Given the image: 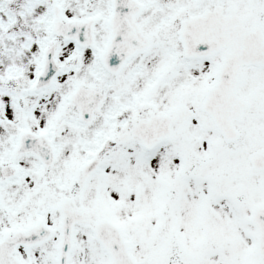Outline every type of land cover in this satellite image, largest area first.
<instances>
[{"label":"snow or ice","instance_id":"1","mask_svg":"<svg viewBox=\"0 0 264 264\" xmlns=\"http://www.w3.org/2000/svg\"><path fill=\"white\" fill-rule=\"evenodd\" d=\"M0 264H264V0H0Z\"/></svg>","mask_w":264,"mask_h":264}]
</instances>
